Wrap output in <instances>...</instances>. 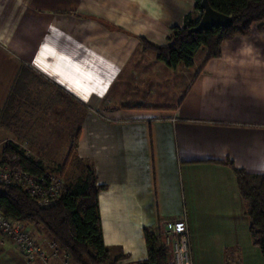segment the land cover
<instances>
[{"label": "crops", "instance_id": "0c3cea01", "mask_svg": "<svg viewBox=\"0 0 264 264\" xmlns=\"http://www.w3.org/2000/svg\"><path fill=\"white\" fill-rule=\"evenodd\" d=\"M188 14L200 15L195 0H0V111L23 65L30 88L39 85L20 96L17 128L0 125L1 138L47 166L37 148L45 132L55 117L65 116L63 129L74 120L78 158L107 186L104 240L110 256L127 255L119 264L148 258L145 228L183 216L194 264L259 250L228 162L264 173V32L254 24L216 57L199 49L191 67L143 50L142 37L166 45ZM165 73L185 79L169 91ZM0 264L30 263L0 236Z\"/></svg>", "mask_w": 264, "mask_h": 264}, {"label": "trees", "instance_id": "16d2710c", "mask_svg": "<svg viewBox=\"0 0 264 264\" xmlns=\"http://www.w3.org/2000/svg\"><path fill=\"white\" fill-rule=\"evenodd\" d=\"M195 1L200 15L196 17L188 14L183 25L172 27L166 45H157L141 38L143 48L155 51L157 58L171 68L179 65L193 66L201 47L206 48L209 58L221 55L223 41L236 35L250 34L254 24L259 31L264 32V0H209L213 9L232 16L233 24L198 32L192 29L199 23L203 9L199 0ZM31 72L29 67L23 65L12 85L7 104L0 111V124L3 126L14 127L17 119L14 110L20 96L28 91ZM78 141L79 131L70 145V154L77 151ZM228 164L237 176L243 198L249 204L247 214L250 219V233L254 244L264 256V173L251 174L236 167L232 161ZM3 166L15 172H29L32 176L48 179L41 160L29 155L12 140L5 142L2 147L0 168ZM106 188L105 184H99L96 171L91 166L87 176L63 186L54 205L43 207L35 198L30 197L24 185L0 183V209L6 216L17 221L31 225L40 224L71 255L76 264H119L127 255L110 256L111 249L104 240L99 198ZM162 226L160 222L155 229L145 228L149 256L132 264H171L169 250L161 239Z\"/></svg>", "mask_w": 264, "mask_h": 264}, {"label": "built area", "instance_id": "2783aa9c", "mask_svg": "<svg viewBox=\"0 0 264 264\" xmlns=\"http://www.w3.org/2000/svg\"><path fill=\"white\" fill-rule=\"evenodd\" d=\"M49 177L39 178L29 172H15L7 166L0 168V183L24 185L30 197L35 198L43 207L54 205L62 190V185ZM0 236L10 242L30 264H76L55 240L41 238L29 224L6 216L1 209ZM162 241L170 248L173 264H194L186 216L164 221Z\"/></svg>", "mask_w": 264, "mask_h": 264}, {"label": "rangeland", "instance_id": "374dc122", "mask_svg": "<svg viewBox=\"0 0 264 264\" xmlns=\"http://www.w3.org/2000/svg\"><path fill=\"white\" fill-rule=\"evenodd\" d=\"M202 49L204 50L205 47H201L200 48V50H202ZM143 50L144 51H151L154 55L157 56L156 52L153 51V50H147V49H144V48H143ZM197 54H198L197 55V59L200 61V59L203 56L202 51H200V53H197ZM165 74L167 75V73H165ZM173 75L174 76L176 75V77L174 78ZM173 79L177 81L176 84L178 86L180 84V82L184 81L185 76L182 73H174V74L172 73V74H168L166 77L163 76L161 80H162L163 83H167V89H169V91H171L172 87H168V84L172 85V82L174 81ZM34 80L35 79H33V81ZM37 84H38L37 81H35L33 83V86L31 85L33 87V91L35 93H37L36 90H37V88L39 86ZM31 88H30V86L28 84V91ZM174 88L176 89L177 87H174ZM26 93L24 95H26ZM20 101H21V99H20ZM18 103H17V105H18ZM15 110H16V108H15ZM15 115H17L16 112H15ZM64 118H65V116H59V117H55L54 118V120L52 122H54L53 126L56 129L54 131H52V130H49L48 132L44 131L47 134V138L44 139V141H43L44 144L41 145L42 147H39V146L37 147L38 150L41 152V155L43 156V159L46 161V164H47V166H45L46 174H47L46 176L47 177L51 176V178H53L56 182H59L62 185L61 188H63V186H65L66 184L76 182L81 177L87 176L88 169L92 166L91 162L89 160H80L78 158V155H77L76 151L74 152V154H70V149H71L70 145L72 144L73 139L76 136V132H78V131L75 130V131L70 133L71 127H73L75 125L74 120H72L70 125L67 124L65 129L60 128L62 126V124H63L62 123V119H64ZM16 124L18 125L17 119L14 122V127H13L14 129L17 128ZM0 125L3 126L2 124H0ZM3 127L9 128L8 126H3ZM22 133L25 136L26 132H22ZM50 136L52 137V141L51 142L49 141L50 140ZM54 139H56L57 142H60L58 144V146L56 145ZM7 141L8 140H5V139L3 140L1 138V133H0V156H1L2 147H3L4 143L7 142ZM68 141L71 144L68 145L69 148L66 149V146H63V144L67 143ZM56 162H59V163H56ZM37 225L40 226V227H36L34 225H31V224H29V227L31 226L32 230L35 233H37V235L40 236V237H41V234H40L41 233V229L43 230V232H47L50 235V233L46 229H44L40 224H37ZM162 229H163V226H162ZM161 239H162V236H161ZM51 240H53V239H51ZM167 248L169 250V254H170L169 256H170L171 264H173L170 248L169 247H167ZM253 250H254L253 247H252L251 250H247L246 248L245 249L242 248V254H239L238 252H235L234 256L232 255V257H230V255H229V260H228L227 264H234V263H236V264H264V256L261 253V251L258 250V248H257V249H255V250H257V254H254ZM239 256H240L241 259H239ZM234 258L237 261H234ZM111 259H113V258H111ZM213 260H211V259L209 260L207 258L206 259L202 258L201 261H205V263L206 262L209 263L210 261L213 262Z\"/></svg>", "mask_w": 264, "mask_h": 264}, {"label": "water", "instance_id": "95a60500", "mask_svg": "<svg viewBox=\"0 0 264 264\" xmlns=\"http://www.w3.org/2000/svg\"><path fill=\"white\" fill-rule=\"evenodd\" d=\"M203 9V14L197 26L192 31L198 32L202 30H210L214 27H229L233 24V17L216 11L210 5L209 0H199Z\"/></svg>", "mask_w": 264, "mask_h": 264}]
</instances>
